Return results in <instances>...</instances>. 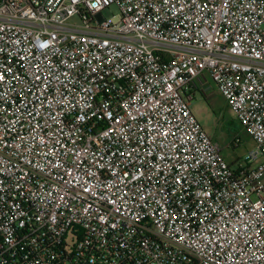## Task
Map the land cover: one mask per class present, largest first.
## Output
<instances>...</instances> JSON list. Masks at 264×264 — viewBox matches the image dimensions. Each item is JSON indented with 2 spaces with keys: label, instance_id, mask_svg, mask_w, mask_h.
<instances>
[{
  "label": "built area",
  "instance_id": "obj_1",
  "mask_svg": "<svg viewBox=\"0 0 264 264\" xmlns=\"http://www.w3.org/2000/svg\"><path fill=\"white\" fill-rule=\"evenodd\" d=\"M0 264H264V0H0Z\"/></svg>",
  "mask_w": 264,
  "mask_h": 264
},
{
  "label": "rangeland",
  "instance_id": "obj_2",
  "mask_svg": "<svg viewBox=\"0 0 264 264\" xmlns=\"http://www.w3.org/2000/svg\"><path fill=\"white\" fill-rule=\"evenodd\" d=\"M119 13L116 6H111L103 12V16L108 20ZM72 22L81 23L78 18ZM192 111L201 126L221 146L223 155L229 163L245 158L246 154L255 147L253 139L233 115L222 96L218 95L210 101L200 92H196ZM234 139L239 140L238 145L237 142L231 145Z\"/></svg>",
  "mask_w": 264,
  "mask_h": 264
},
{
  "label": "crops",
  "instance_id": "obj_3",
  "mask_svg": "<svg viewBox=\"0 0 264 264\" xmlns=\"http://www.w3.org/2000/svg\"><path fill=\"white\" fill-rule=\"evenodd\" d=\"M196 92H200L207 100L209 99L210 101L219 95L215 89L213 81L208 75L203 76L201 81L198 82V89Z\"/></svg>",
  "mask_w": 264,
  "mask_h": 264
}]
</instances>
